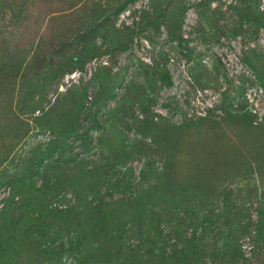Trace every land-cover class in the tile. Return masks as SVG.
<instances>
[{
	"label": "trees",
	"instance_id": "16d2710c",
	"mask_svg": "<svg viewBox=\"0 0 264 264\" xmlns=\"http://www.w3.org/2000/svg\"><path fill=\"white\" fill-rule=\"evenodd\" d=\"M0 1L10 5L14 0ZM134 1L115 0L113 7L94 6L92 11L97 13L93 19L99 21L84 23L79 37L73 33L74 37L72 34L63 38L59 30L55 34L58 41L51 43L47 51L42 41H37L27 68L36 55L40 57L37 67L41 68H36L30 88L24 93L28 101L21 102L17 115L43 110L39 117L43 120L41 130H47L52 137L39 146L36 155L21 158L18 170L9 174L8 168L15 161L13 149L0 134V186L9 189L0 206V264H20L25 252L34 257L28 264H62L63 256L71 259L72 264H244L249 263L250 257L243 252L240 238L248 235L251 244L263 242L264 190L260 192L257 217L253 220L248 205L237 207L235 201L240 191L234 188L236 183L248 181L251 176L264 183V121L254 123L255 117L249 111L232 107L235 97L223 91L219 104L208 107L204 115L183 116L172 122L154 112L155 88L172 84L165 53L152 58L149 66L140 62L138 70L132 73L142 78L138 87L132 78L123 84L128 65L113 71L110 63L101 61L86 84L81 83L79 89L78 86L67 89L66 103H53L44 111L45 99L40 94L35 103L33 92L45 89L52 82L57 85L66 74L84 71L94 58L108 55L113 59L130 48L138 32L153 29L159 33L163 26L170 40H182L179 30L182 15L188 8L183 0H151L146 9L139 10L138 18L136 9L130 12L132 25L123 23L121 28L115 27L120 12ZM211 1L201 0L196 4L205 10L202 16L205 23H210L213 13L208 9ZM253 1L240 0L246 3L244 9L233 8L241 21L253 19L258 24L254 31L257 32L264 28V20L250 16L257 8ZM146 37L152 42L151 36ZM16 45L12 46V52H0L1 72L16 68L13 61ZM258 70L259 81L264 85V64ZM89 86L93 96L85 107ZM120 87L124 88L121 102L125 103L124 96L127 102L132 98L130 113L123 114L124 108L107 107ZM59 109L63 112L58 120L61 123L55 125L49 117ZM216 109L223 114L222 121L241 122L242 134L220 127L215 118ZM83 111L93 121L89 128L99 130L98 138L103 137L95 145L103 152L100 163H87L79 152L67 155L66 140L82 136L77 133L81 126L77 116ZM125 117H130L135 133L150 138L144 151L140 150L143 160L136 176L131 166L120 168L121 163L126 164L132 146L121 125L115 124ZM211 132L215 134L209 135ZM254 133L255 139L250 136L245 141L247 134ZM20 134L16 133L15 137ZM236 142L247 154L237 150L241 146ZM93 146L86 145L84 150L91 152ZM68 162L74 166L63 167ZM53 163L60 170L47 178ZM177 167L182 168V176L177 175ZM128 174L132 179L126 189L122 184ZM36 175L43 177L39 185ZM150 176L153 180L139 191L137 186ZM73 180H76L74 186ZM79 181L84 186H79ZM26 183L29 194L23 191ZM68 187L74 200L64 205L59 193L66 192L65 188L68 191ZM124 189L128 196H124ZM215 199L220 201V206L210 208V202ZM225 220H230L231 226L224 225ZM129 230L131 235H127ZM131 240L133 243H128ZM178 242L185 246L178 248ZM258 251L263 252V246Z\"/></svg>",
	"mask_w": 264,
	"mask_h": 264
},
{
	"label": "rangeland",
	"instance_id": "374dc122",
	"mask_svg": "<svg viewBox=\"0 0 264 264\" xmlns=\"http://www.w3.org/2000/svg\"><path fill=\"white\" fill-rule=\"evenodd\" d=\"M150 1L135 0L132 4H129L118 15L115 27L121 28L123 23L132 25L130 12L136 9L138 18L139 10L146 9L150 5ZM199 1L201 0H183V3H187L188 8L182 15L179 30L182 40H170L167 30L163 26L160 27L159 33L151 28V30L138 32L134 36L130 48L114 56L113 59H110L108 55L100 59L94 58L86 64L84 71L66 74L57 85L52 82L45 89L33 92L34 95L32 96L35 103L39 94V97L45 99L43 101L44 111L53 103L61 105L66 103L65 93L67 89L74 86H78L79 89L82 86L81 83L86 84L91 79L95 66L101 61L104 64H106V61L110 63L113 71L128 65L126 74L123 76V84L132 78V83L138 87L142 78L138 74L133 75L134 70H138L137 67H139L140 62L144 65H151L152 58L157 59L159 53L162 52L167 55L166 68L171 75L172 84L168 87L155 88L156 102L152 107L154 112L172 122L179 121L183 116L192 118L204 115L208 107L219 104V96L223 91L227 95L235 97L232 107L239 106L243 107V110L249 111L255 117L254 123L263 122L264 85L259 81L260 73L258 69L262 68L264 64V28H259L257 32H254L258 24L253 19L249 22L240 20L237 11L233 8V6H237L244 9L246 3L240 2V0L211 1L208 9L213 13L210 15V23H205L202 18L205 10L196 6ZM114 2L115 0H14L10 5H6L0 1V52L5 54L8 51L12 52V46L18 43L13 57L16 68L11 67V72L7 71V73L0 71V134L6 137L4 140L6 144L12 145L11 154L15 160L8 168L9 174L18 170V163L21 158L29 157L30 159L32 155H36L39 152V146L52 137L47 130H41L43 120L39 117L43 110L35 109L33 113H28V115H17L21 110V102L28 101L24 98V93L30 88L29 84L35 76L36 68H41L37 67L40 58L37 55L33 58L34 62L33 59L30 60V68H27V62L34 53L37 41H42L43 49L47 51L51 43L58 41L55 34L59 30L62 31L63 38L69 37L73 33L76 37H79L84 23L99 21L93 19L97 12L92 11V8L99 5H103V8L113 7L115 6ZM249 3H252V0ZM253 3L257 8H255V11L253 10V13H250V16H257L264 20V0H254ZM106 11H109V9H106ZM140 25L142 24L140 23ZM146 35L152 37V42L148 40ZM95 40L97 43L101 41L99 37ZM20 41H23V43H20ZM1 46L4 48L1 49ZM187 54H190V56H187ZM246 59H249L250 62H247ZM87 92L89 97L85 107L89 106L90 98L93 96L91 86H89ZM116 94L117 96L108 102L107 107H113L117 110L124 108L123 114L130 113L131 106L129 103L132 98L129 97L127 102V98L124 96L125 103L121 102V96L124 95L123 87L117 88ZM85 112L83 111L77 116V122L81 124L77 133L82 136L75 140L72 138L66 140L69 143L67 155L71 156L79 152V156L84 157V160L88 161L87 163L96 161L100 163L103 160L99 156L103 152L99 146L95 145L97 140L103 139V137L98 138L100 135L99 130L89 128L93 121L91 118H87ZM62 113L60 109L55 110L52 113L53 116L50 114L49 118L55 125H60L58 123L61 122L58 120L62 117L60 116ZM220 113V110L216 109L215 118L218 120V125L225 128L226 131L238 132V135H241V130L244 127L240 124L241 122H234L233 119L222 121L223 114L220 115ZM16 116L17 118L19 116V118L17 119ZM128 118L125 117L115 123L121 125L127 136V141L132 143L130 156L125 162L126 164H120V168L131 166L133 176H136L143 160V154L140 150L144 151V148L150 143V138L135 133L132 121ZM15 131H17L16 133H22L20 137H15ZM214 134L213 132L209 133V135ZM250 136L255 139L257 134H247L245 141H248ZM91 144L94 145L92 151H85V146ZM237 145L241 146L240 143H237ZM0 146H2L1 143ZM237 150L241 151L243 155L247 154V150L242 146ZM177 159L180 161L179 157ZM243 159H245L244 156ZM66 166L72 167L74 165L72 162H68L64 163L63 167ZM35 168L33 166V171ZM59 170L58 164L53 163V167L48 171L47 176L45 172L44 175L51 178L53 173ZM175 171L177 175H183L182 168L177 167ZM121 174L122 172L119 173V175ZM36 177L38 179L36 185H39L43 177L41 178L39 175H36ZM250 178L248 181L236 183L234 189L236 192L240 191V196L235 202L238 204L237 207L243 205L242 208H244L248 205L251 218L255 220L257 217L256 204L260 192L264 190V183L261 184L260 178V181L256 180L254 176ZM131 179L130 174L125 176L122 185H125L126 189L129 186L128 181ZM145 179L142 185L137 186L141 192L149 183L148 181L153 180L151 176L150 179ZM50 182H53V180L50 179ZM75 184L76 180H73L72 186ZM79 184L81 187L84 186L82 181H79ZM218 184L223 183L218 181ZM69 187L68 191L65 188L66 192L63 190L59 193V197L62 195L64 205L74 200V195ZM23 191L29 194L27 183ZM124 192L126 193L124 196L129 195L125 189ZM8 195V186H0V206L2 205V199ZM90 198L91 195L88 200ZM252 199L255 202H252ZM218 206H220V201L215 199L210 202L209 207L218 208ZM228 224L231 226L232 223L230 220H225L224 225L227 226ZM132 230L138 232L136 228ZM127 235H131V230L127 232ZM240 242L242 243L243 252L247 257H250L249 263L244 264H264V251H258L259 246L264 248V240L263 242L251 244L252 240L247 235L241 237ZM128 243H133V240ZM183 246H185L184 243L178 242V248ZM22 256H24L23 260L25 262L22 260L20 264H28L26 262L29 260L34 261V257L26 252ZM70 262L71 259L66 260L63 256L62 264H72Z\"/></svg>",
	"mask_w": 264,
	"mask_h": 264
}]
</instances>
